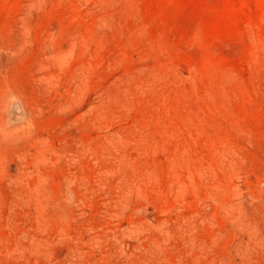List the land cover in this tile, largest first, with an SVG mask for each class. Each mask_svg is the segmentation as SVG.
<instances>
[{
    "label": "rangeland",
    "instance_id": "obj_1",
    "mask_svg": "<svg viewBox=\"0 0 264 264\" xmlns=\"http://www.w3.org/2000/svg\"><path fill=\"white\" fill-rule=\"evenodd\" d=\"M0 264H264V0H0Z\"/></svg>",
    "mask_w": 264,
    "mask_h": 264
}]
</instances>
